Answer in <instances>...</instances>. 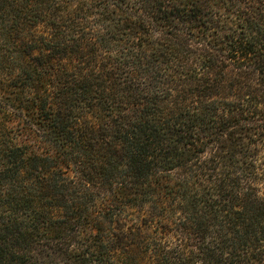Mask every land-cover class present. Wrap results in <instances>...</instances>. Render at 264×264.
<instances>
[{
	"label": "trees",
	"instance_id": "1",
	"mask_svg": "<svg viewBox=\"0 0 264 264\" xmlns=\"http://www.w3.org/2000/svg\"><path fill=\"white\" fill-rule=\"evenodd\" d=\"M0 264H264V0H0Z\"/></svg>",
	"mask_w": 264,
	"mask_h": 264
}]
</instances>
